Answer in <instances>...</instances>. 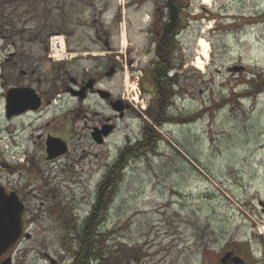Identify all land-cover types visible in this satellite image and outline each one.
<instances>
[{"label": "rangeland", "instance_id": "rangeland-1", "mask_svg": "<svg viewBox=\"0 0 264 264\" xmlns=\"http://www.w3.org/2000/svg\"><path fill=\"white\" fill-rule=\"evenodd\" d=\"M163 1L0 0V27L12 24L21 33L25 30L36 55L47 49L54 53L53 36L75 32L70 41L75 45L92 38L97 23L104 25L118 50L132 52L128 60L120 54L124 72L108 84L116 95L125 94L135 109L118 122L103 149L90 146L89 135L79 137L84 129L80 120L70 155L55 162L37 155L35 164L42 171H54L28 185L18 174L27 168L24 152L30 130L20 124L9 128L0 120V178L9 173L2 164H13L18 170L13 178L24 189L33 193L49 181L56 203L75 206L89 216L104 166L112 165L123 133L137 143L143 121L153 124L142 115L141 105L155 96L151 71L156 60L148 49L153 47L149 26ZM206 1L180 0L189 26L179 54L185 59L181 92L170 108L176 114L172 112L173 118H165L162 126L153 124L161 135L159 144L141 156L132 155L122 170L107 205L99 236L104 259L97 264H222L229 252L242 258V264H264V0ZM99 9L103 14L97 18ZM201 38L212 47L205 70L194 67ZM94 46L99 55L105 52ZM56 56L52 57L59 61ZM50 67L47 63L44 69ZM250 78L255 80L248 84ZM92 105V111L110 112L96 98ZM88 114L95 122L100 116ZM37 132L33 129L34 139ZM64 166L69 172L59 176L56 172ZM45 192L33 198L32 205L46 202ZM40 212L41 222L29 226L32 238L17 244L13 264H49L46 254L69 264L78 247L80 224H54Z\"/></svg>", "mask_w": 264, "mask_h": 264}, {"label": "flooded vegetation", "instance_id": "flooded-vegetation-1", "mask_svg": "<svg viewBox=\"0 0 264 264\" xmlns=\"http://www.w3.org/2000/svg\"><path fill=\"white\" fill-rule=\"evenodd\" d=\"M172 4V0H164L162 6L155 8L153 20L149 26L152 39L150 44L153 47L148 49L153 52L155 60L161 47L163 50L169 47L172 49L173 66L170 68L173 72L175 71L173 77L178 82L176 89L179 95L181 67L185 66V59L179 54L184 46L182 35L185 28L189 26V14L186 13L185 4H180V0L176 9ZM95 14L98 18L103 11L99 9L95 11ZM105 28L104 25L97 23L94 27V36L87 41H79L75 45L70 43L76 36L75 32L65 31L66 35L63 36L65 46L60 50L63 55L61 59H58L59 61H56L52 57L53 52L51 53L47 48L40 55L33 54L28 42L31 36L25 37L27 35L25 30L22 34L12 24L6 29L0 27V120L9 128L20 124L24 130H30L26 137L28 148L24 152L25 158L27 157L25 164L27 168L20 170L18 174L13 164L4 162L1 167L8 169L9 173L7 178H0V192L6 198L11 196L14 198V195H17L19 202L23 204L21 223L25 232L24 237L30 233L29 226L41 222V212L37 213L38 209L43 210L42 213L54 224L61 226L81 225L88 216L82 215L79 208L75 206L62 207L61 203H56L49 181H46L38 191L31 193L24 189L13 175L18 174L19 180L26 185L33 181H40L47 175L50 176L54 170L42 171L35 164L34 158L41 155L46 162H55L70 155L71 146L75 143V137L78 136L74 134L75 130L78 131L76 125L80 120L84 121V129L79 137L82 139L84 135L86 137L89 135L92 144L90 146L103 149L110 136L118 130V122H124L130 114L135 112L133 103L126 99L125 94L120 92L116 95L108 84L111 78L124 72L122 58L124 55L120 54H125V60H128L132 52L123 53L118 50L112 44L109 31ZM95 44H97L96 48L104 49L105 52L100 55L94 52ZM64 58L69 62H64ZM133 62L131 59L130 65H133ZM47 63H50L51 67L45 70ZM182 91H185V87ZM154 95L159 96L157 86H155ZM95 98L107 105L110 112L92 111L94 108L92 100ZM88 113L100 115L97 122L89 117ZM81 115L84 116L80 117ZM89 119L92 124H89ZM33 129L38 131L36 139L31 136ZM86 130L88 132H85ZM123 134L121 145L115 148L113 163L122 157L125 148H131L136 143L127 133ZM97 157L102 158L100 154ZM111 166L109 162L106 167L104 166V175ZM64 171L69 172L66 166L59 167L56 173L63 176ZM44 191H47L44 194V199L47 201L42 200L39 203L40 206L32 205L33 198H40ZM31 196H33L32 199ZM12 253L13 251L8 255ZM229 253L232 255L227 264L233 263L232 259L235 256L234 252ZM45 260H49V264H60V261H56L49 254L45 255ZM2 261L3 259L0 260V264Z\"/></svg>", "mask_w": 264, "mask_h": 264}, {"label": "trees", "instance_id": "trees-1", "mask_svg": "<svg viewBox=\"0 0 264 264\" xmlns=\"http://www.w3.org/2000/svg\"><path fill=\"white\" fill-rule=\"evenodd\" d=\"M172 1L174 9H176L178 0ZM161 48L156 55L157 65L151 71L153 83L159 90V96L153 97V101L144 112L151 122L160 126L165 122V118H173L171 114L173 111H171L169 106L173 103L174 97L177 95V82L174 80V77L169 76L171 75L170 67L173 66L172 49L170 47L168 49L166 48V50ZM252 78H256V76L253 75ZM252 78L249 79L248 84H251L255 80ZM173 113L176 114L175 112ZM143 122L140 141L131 148H125L122 157L118 158L110 167L103 181L100 183L93 209L87 219H85L86 221L77 230L76 240L78 241V247L74 249V257L70 264H97L104 259L99 236L101 235V228L107 214V205L111 195L115 192L118 178L122 170L127 166L128 160L131 159L132 155L138 157L149 152L161 140V135L153 127V124L145 120Z\"/></svg>", "mask_w": 264, "mask_h": 264}, {"label": "water", "instance_id": "water-1", "mask_svg": "<svg viewBox=\"0 0 264 264\" xmlns=\"http://www.w3.org/2000/svg\"><path fill=\"white\" fill-rule=\"evenodd\" d=\"M239 69L241 68H233V70ZM14 196V198L12 196L6 198L0 192V259L6 257L9 251L11 252L23 235V224L21 223L23 204L19 202L17 195ZM27 238H30V234ZM231 255V253L226 254L221 259V263L226 264ZM232 262L242 264L244 260L239 256H234ZM1 264H12V257L5 258Z\"/></svg>", "mask_w": 264, "mask_h": 264}, {"label": "bare ground", "instance_id": "bare-ground-1", "mask_svg": "<svg viewBox=\"0 0 264 264\" xmlns=\"http://www.w3.org/2000/svg\"><path fill=\"white\" fill-rule=\"evenodd\" d=\"M206 2H211L207 0ZM212 27L210 26L209 29ZM199 49L197 50V57L194 62V67L205 70L207 65L209 64V60L211 59V51L212 47L204 38H201L198 43ZM61 55L56 56L57 59H60Z\"/></svg>", "mask_w": 264, "mask_h": 264}, {"label": "built area", "instance_id": "built-area-1", "mask_svg": "<svg viewBox=\"0 0 264 264\" xmlns=\"http://www.w3.org/2000/svg\"><path fill=\"white\" fill-rule=\"evenodd\" d=\"M53 42H55L56 44H60V41H59L58 39H56V40L53 41Z\"/></svg>", "mask_w": 264, "mask_h": 264}]
</instances>
